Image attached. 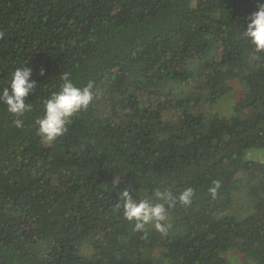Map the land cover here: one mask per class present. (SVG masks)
I'll list each match as a JSON object with an SVG mask.
<instances>
[{
  "label": "trees",
  "instance_id": "obj_1",
  "mask_svg": "<svg viewBox=\"0 0 264 264\" xmlns=\"http://www.w3.org/2000/svg\"><path fill=\"white\" fill-rule=\"evenodd\" d=\"M258 2L0 0V86L15 67L36 81L22 127L0 105V264H264V161L247 157L264 148V51L243 36ZM65 72L93 100L48 141L37 120ZM125 186L194 195L167 232L136 231Z\"/></svg>",
  "mask_w": 264,
  "mask_h": 264
},
{
  "label": "clouds",
  "instance_id": "obj_2",
  "mask_svg": "<svg viewBox=\"0 0 264 264\" xmlns=\"http://www.w3.org/2000/svg\"><path fill=\"white\" fill-rule=\"evenodd\" d=\"M243 36L257 52L264 51V0H259L257 10L249 15L246 28L243 29ZM21 64L23 63L17 65ZM43 72L44 70L41 69L40 74L43 75ZM32 75L33 71L30 67H15L7 83L0 86V105H3L7 112L16 118L14 123L17 127L23 126L20 117L32 108L31 104L25 102L26 97L36 85V81L31 79ZM60 81L57 89L44 100L43 115L37 120L39 135L48 141L61 136L66 130L69 117L87 109L93 100L91 81L82 87L78 86L69 72L63 73ZM118 183L119 181H114V186ZM219 188L220 182L216 181L209 192L215 196ZM117 190L119 192L117 207L123 208V215L129 222L135 221L136 231H142L146 226L153 225L162 233L167 232L169 227L166 223L168 209L178 202L183 205L190 204L194 195L192 188L185 189L177 196H173L170 191L157 190L154 200H138L130 194L128 186Z\"/></svg>",
  "mask_w": 264,
  "mask_h": 264
},
{
  "label": "rangeland",
  "instance_id": "obj_3",
  "mask_svg": "<svg viewBox=\"0 0 264 264\" xmlns=\"http://www.w3.org/2000/svg\"><path fill=\"white\" fill-rule=\"evenodd\" d=\"M238 88V87H237ZM237 88L234 89L231 97H233L232 100L227 102L224 106V110L226 112H230L233 109V104L236 102L238 93ZM247 157L252 161H264V148H251L247 152ZM224 264H255L254 261H248L245 260L244 255L239 250H233L228 255H225Z\"/></svg>",
  "mask_w": 264,
  "mask_h": 264
}]
</instances>
